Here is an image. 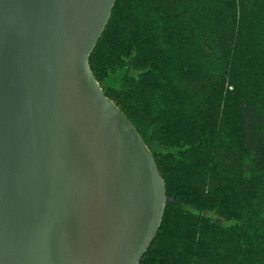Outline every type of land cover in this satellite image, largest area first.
<instances>
[{"label": "trees", "instance_id": "16d2710c", "mask_svg": "<svg viewBox=\"0 0 264 264\" xmlns=\"http://www.w3.org/2000/svg\"><path fill=\"white\" fill-rule=\"evenodd\" d=\"M90 67L166 185L139 264H264V0H117Z\"/></svg>", "mask_w": 264, "mask_h": 264}, {"label": "water", "instance_id": "95a60500", "mask_svg": "<svg viewBox=\"0 0 264 264\" xmlns=\"http://www.w3.org/2000/svg\"><path fill=\"white\" fill-rule=\"evenodd\" d=\"M117 0H0V264H139L168 204L95 79Z\"/></svg>", "mask_w": 264, "mask_h": 264}]
</instances>
